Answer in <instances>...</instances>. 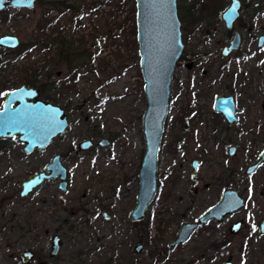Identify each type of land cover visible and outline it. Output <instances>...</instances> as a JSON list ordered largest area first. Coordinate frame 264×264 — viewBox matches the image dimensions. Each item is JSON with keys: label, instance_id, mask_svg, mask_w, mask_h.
Masks as SVG:
<instances>
[{"label": "rangeland", "instance_id": "rangeland-1", "mask_svg": "<svg viewBox=\"0 0 264 264\" xmlns=\"http://www.w3.org/2000/svg\"><path fill=\"white\" fill-rule=\"evenodd\" d=\"M241 1V57L222 59L219 50L207 68L206 47L216 52L226 44L219 15L230 0H177L184 49L170 86L156 193L138 226L129 215L145 153L146 98L135 0H38L31 10L0 14V36L21 43L15 51L0 48V110L6 93L35 88L41 100L64 110L69 124L30 154L17 138L0 139L1 264H12L24 249L48 257L53 235L62 244L57 264H264V235L258 233L264 164L246 173L264 145V45L259 50L247 35L252 27V37L264 36V0ZM205 30L211 43H204ZM228 89L239 122L224 128L212 105ZM104 139L110 144L99 146ZM84 140L93 147L79 150ZM56 154L67 171V190L49 180L20 197L23 181ZM227 188L244 207L222 222L198 225L188 241L171 246L180 225L197 223ZM237 221L242 228L232 234Z\"/></svg>", "mask_w": 264, "mask_h": 264}, {"label": "water", "instance_id": "water-1", "mask_svg": "<svg viewBox=\"0 0 264 264\" xmlns=\"http://www.w3.org/2000/svg\"><path fill=\"white\" fill-rule=\"evenodd\" d=\"M37 0H0V12L10 7L12 9L31 10ZM136 7V37L140 54L141 75L144 82L143 91L146 98V108L142 116V130L145 139V153L138 171L139 188L135 205L130 212L132 222L141 221L152 203L156 193V173L158 156L164 135V123L168 114L170 86L176 64L178 63L184 45L181 39L180 21L177 11V0H135ZM240 5L238 0H232L230 6L221 17L226 26L238 18ZM239 44L237 35L230 49L237 48ZM21 45L18 37L14 35L0 36V48L16 50ZM260 46V43H259ZM214 109L220 112L231 124L234 121V103L230 97H217ZM68 118L64 110L51 102L40 99V93L35 88L20 87L5 95L0 110V139L17 138L23 146L25 154L35 149L47 147L52 139L62 136L68 129ZM101 147L109 145L104 139L98 143ZM93 147L91 140L81 141L79 150L87 151ZM235 149H230V155ZM264 164V145L258 159L247 169V174L254 173L260 165ZM198 162H191L192 177L196 175ZM67 171L60 162V155H55L44 168V171L34 172L27 177L20 188V197L30 194L43 182L59 178V189L66 191ZM264 195V186L260 189V196ZM244 207V200L237 192L225 191L219 202L205 211L197 223H183L171 246L185 243L192 236L198 225L210 221L221 222L225 216ZM103 217L110 220L105 213ZM242 228V221L232 224L230 232L237 234ZM258 233L264 235V217L258 222ZM60 242L53 237L51 254L58 253ZM141 250L138 245L136 252ZM20 261L27 264L32 258V252L23 250L18 254ZM229 259L222 264H232ZM44 264V263H41Z\"/></svg>", "mask_w": 264, "mask_h": 264}, {"label": "flooded vegetation", "instance_id": "flooded-vegetation-1", "mask_svg": "<svg viewBox=\"0 0 264 264\" xmlns=\"http://www.w3.org/2000/svg\"><path fill=\"white\" fill-rule=\"evenodd\" d=\"M9 1V0H8ZM38 1V0H37ZM36 1V2H37ZM231 1L232 0H230V2H229V4H228V6L220 13V15H219V18H220V20H221V22H222V24H223V27H224V30H225V32H224V40L226 41V44L225 45H223L222 47H217L216 48V52L215 51H210V50H208L207 48L208 47H206V50H205V53H204V57H206V58H210L211 59V61H208L207 62V68H209V65L211 64V62H212V56H216L217 55V52H219V50H220V54H221V57H223L222 59H230V61H232V59L234 58H239V57H241V56H239V57H237V53H238V50L241 48V46H242V44H243V39H244V37H243V35L237 30V28H239V27H241V21L239 20L240 19V12L242 11V9L244 8V4H243V2L241 1V0H238V2H239V5H240V8H239V11H238V18L231 24V26L228 28L227 26H226V24H225V22H224V20L222 19V17H221V15H222V13L230 6V4H231ZM35 2V3H36ZM35 5V4H34ZM258 6V4H254V7H257ZM34 8V7H33ZM8 10H14V11H16V10H26V9H12V8H10V7H8V8H6V10H4V11H2V12H0V14L1 13H3V12H6V11H8ZM218 10H219V8H218ZM217 10V11H218ZM181 24V23H180ZM249 30V32H248V37L249 38H252L253 40H255L256 41V47L259 49V50H261L262 48H263V45H264V36L263 35H259V36H255L256 34H254V37H252V31H254V29L251 27V28H249L248 29ZM205 36H204V39H205V41H204V43L205 44H208V43H211L212 42V38H211V36H212V34H211V31H208V30H205ZM237 35V38H238V41H239V44H238V47L237 48H233V49H230L231 48V45H232V43H233V41H234V38H235V36ZM219 40H216L215 41V44H217L216 42H218ZM183 43V42H182ZM259 43H260V46H259ZM184 45V44H183ZM21 46V45H20ZM17 49H19V48H17ZM16 49V50H17ZM13 51H15V50H13ZM182 56V55H181ZM228 59V60H229ZM218 60H219V57H218ZM179 61H180V59H179ZM178 61V62H179ZM226 64V63H225ZM191 64H189L188 66H190ZM222 67V66H221ZM228 91H230V93H227V94H225V93H221V94H217L216 96H215V98H214V101H213V105H212V108H213V110L215 111V109H214V103H215V100H216V98L217 97H230V98H232V100H233V103H234V116H235V118H234V121H233V123H231V124H229L228 123V121H227V119L224 117V115L222 114V113H220V112H217V111H215L216 112V115H218L219 117H220V120L222 121V123H223V125H224V128H230V127H232V126H234L235 124H237L238 122H239V119L237 118V114H236V99H235V94H234V92L232 93L231 92V90H229L228 89ZM109 144H110V142H109ZM231 148H234L235 149V151H236V148L235 147H231ZM230 148V149H231ZM230 149H229V151H230ZM235 151H234V154H235ZM233 154V155H234ZM57 155V154H56ZM59 155V154H58ZM229 155H230V152H229ZM260 155V154H259ZM54 157V156H53ZM259 157V156H258ZM258 157H257V159H258ZM256 159V160H257ZM52 160V159H51ZM255 160V161H256ZM254 161V162H255ZM60 162H61V155H60ZM198 162V161H197ZM253 162V163H254ZM252 163V164H253ZM49 164V163H48ZM62 164V163H61ZM251 165V164H250ZM249 165V166H250ZM248 166V167H249ZM247 167V168H248ZM260 167H261V165H260ZM260 167L258 168V169H260ZM45 168V167H44ZM246 168V169H247ZM197 169H198V167H197ZM257 169V170H258ZM256 170V171H257ZM42 171H44V169L42 170ZM41 172V171H40ZM197 172V171H196ZM253 174V173H252ZM31 175V174H30ZM53 180H55V181H57L58 180V187H59V184H60V180H59V178L57 177V178H55V179H53ZM66 189H67V187H68V182H67V174H66ZM49 181V180H48ZM24 182V181H23ZM46 182V181H45ZM45 182H43V183H45ZM42 183V184H43ZM22 185V184H21ZM263 187V186H262ZM261 187V188H262ZM21 188V187H20ZM260 188V189H261ZM227 190H231V191H235V190H233V189H230V188H227V189H224L223 191H222V193H221V196H222V194L225 192V191H227ZM64 192V191H63ZM29 195V194H28ZM27 195V196H28ZM221 198V197H220ZM135 201H136V199H135ZM214 206V205H213ZM212 207V206H211ZM210 208V207H209ZM208 208V209H209ZM207 209V210H208ZM206 210V211H207ZM131 212V211H130ZM106 214L108 217H110L106 212H103L102 213V217H103V214ZM202 215V214H201ZM230 215V214H229ZM130 216V215H129ZM226 217V216H225ZM224 217V218H225ZM103 219H104V217H103ZM105 220V219H104ZM224 220V219H223ZM222 220V221H223ZM106 221V220H105ZM110 221V220H109ZM198 221V220H197ZM213 221V220H212ZM212 221H210V222H212ZM221 221V222H222ZM108 222V221H107ZM140 221H138V222H133V223H135V225H139L140 223H139ZM213 222H215V221H213ZM238 222V221H237ZM190 223H194V222H190ZM209 223V222H208ZM216 223H219V222H216ZM183 224V223H182ZM181 224V225H182ZM234 224V223H233ZM180 225V226H181ZM232 226V225H231ZM180 228V227H179ZM231 228V227H230ZM230 228H229V230H230ZM197 230V229H196ZM196 230H194V231H196ZM178 232V231H177ZM194 233V232H193ZM48 234V233H47ZM176 235H177V233H176ZM176 235H175V239H176ZM53 237H58L59 238V236L58 235H53L52 237H51V241H50V249H49V253H48V257H41V256H39L38 255V253L36 252V251H32V250H29V249H24V250H28V251H31L32 252V258L29 260V262L27 263V264H41V263H44V264H57V259H58V257H59V254H60V251H61V247H62V244H61V240H60V238H59V242H60V248H59V251H58V253L57 254H55V255H52L51 254V252H52V250H51V247H52V239H53ZM175 239H174V241H175ZM173 241V242H174ZM172 242V243H173ZM23 251V250H22ZM21 252V251H20ZM20 252H18L16 255H15V260H13V263L12 264H23L21 261H20V259H19V257H18V254L20 253ZM1 264V263H0ZM222 264V263H221Z\"/></svg>", "mask_w": 264, "mask_h": 264}, {"label": "trees", "instance_id": "trees-1", "mask_svg": "<svg viewBox=\"0 0 264 264\" xmlns=\"http://www.w3.org/2000/svg\"><path fill=\"white\" fill-rule=\"evenodd\" d=\"M62 5H64V6H66L65 5V3H63V2H57V3H55V6H62ZM66 8H68V9H73L74 7H71V6H67ZM37 44H41L40 42H37ZM33 84H35V82L33 83ZM34 86V85H33Z\"/></svg>", "mask_w": 264, "mask_h": 264}]
</instances>
